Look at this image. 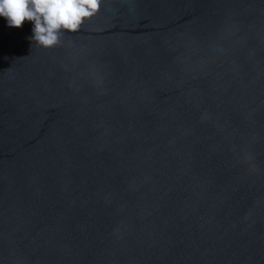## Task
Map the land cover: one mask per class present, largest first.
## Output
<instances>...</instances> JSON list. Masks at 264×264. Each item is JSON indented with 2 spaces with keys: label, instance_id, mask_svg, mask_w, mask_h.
Wrapping results in <instances>:
<instances>
[{
  "label": "water",
  "instance_id": "water-1",
  "mask_svg": "<svg viewBox=\"0 0 264 264\" xmlns=\"http://www.w3.org/2000/svg\"><path fill=\"white\" fill-rule=\"evenodd\" d=\"M31 29L0 18V264H264V0Z\"/></svg>",
  "mask_w": 264,
  "mask_h": 264
},
{
  "label": "clouds",
  "instance_id": "clouds-1",
  "mask_svg": "<svg viewBox=\"0 0 264 264\" xmlns=\"http://www.w3.org/2000/svg\"><path fill=\"white\" fill-rule=\"evenodd\" d=\"M101 4L102 0H0V18L16 29L31 23V47L35 42L52 49L59 45L62 33H76L96 16Z\"/></svg>",
  "mask_w": 264,
  "mask_h": 264
}]
</instances>
